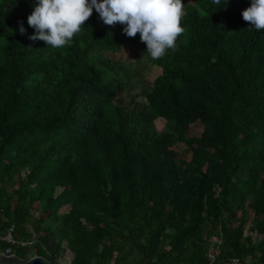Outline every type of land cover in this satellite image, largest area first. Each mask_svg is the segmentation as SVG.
Wrapping results in <instances>:
<instances>
[{"label": "trees", "instance_id": "16d2710c", "mask_svg": "<svg viewBox=\"0 0 264 264\" xmlns=\"http://www.w3.org/2000/svg\"><path fill=\"white\" fill-rule=\"evenodd\" d=\"M35 3L0 0V233L34 240L16 254L209 264L217 236L220 262L264 264V30L241 17L251 0H182L177 50L157 60L95 10L68 47L30 40ZM124 47L140 54L110 58Z\"/></svg>", "mask_w": 264, "mask_h": 264}, {"label": "clouds", "instance_id": "9594fccd", "mask_svg": "<svg viewBox=\"0 0 264 264\" xmlns=\"http://www.w3.org/2000/svg\"><path fill=\"white\" fill-rule=\"evenodd\" d=\"M211 3L226 7L228 0ZM93 10L105 25H122L127 37L134 38L139 33L153 60L177 50V37L184 32L181 17L187 15L182 0H36L27 17L28 26L34 29L28 38L55 49L68 47ZM241 17L249 23V30H264V0H251ZM19 31L21 35L26 31L22 24Z\"/></svg>", "mask_w": 264, "mask_h": 264}, {"label": "built area", "instance_id": "2783aa9c", "mask_svg": "<svg viewBox=\"0 0 264 264\" xmlns=\"http://www.w3.org/2000/svg\"><path fill=\"white\" fill-rule=\"evenodd\" d=\"M1 217V209H0ZM13 226H11L5 233H0V242H4L6 246L0 250L1 254L11 255L16 254V250L22 247H29L33 244L34 240L28 241L23 239H16L13 234ZM217 236H211L209 239V247L207 251V258L209 264H251L250 262L243 261L239 257H230L223 259L222 262L218 259Z\"/></svg>", "mask_w": 264, "mask_h": 264}, {"label": "rangeland", "instance_id": "374dc122", "mask_svg": "<svg viewBox=\"0 0 264 264\" xmlns=\"http://www.w3.org/2000/svg\"><path fill=\"white\" fill-rule=\"evenodd\" d=\"M188 1H192V0H188ZM139 51L133 47H124L122 48L119 52L117 53H110V58L111 59H132L133 57H135V55H139ZM160 67L158 66H152L148 72V79L152 80L155 76H157L160 73ZM156 127L157 129H160L162 127V121L156 120ZM202 131V125L197 124L194 127H192L189 131H188V135L189 136H198L200 134V132ZM175 149L179 152H181L184 156V158L189 157L190 152L188 151V149L186 148V146L181 143V142H177L175 144ZM12 187V185H8L7 188L10 190ZM245 233L251 234V232L246 229ZM71 255L69 254V252H65L64 255L58 260L59 264H69Z\"/></svg>", "mask_w": 264, "mask_h": 264}, {"label": "water", "instance_id": "95a60500", "mask_svg": "<svg viewBox=\"0 0 264 264\" xmlns=\"http://www.w3.org/2000/svg\"><path fill=\"white\" fill-rule=\"evenodd\" d=\"M0 264H59L53 263L43 256L35 255L29 258L19 257L17 254L4 255L0 253Z\"/></svg>", "mask_w": 264, "mask_h": 264}]
</instances>
